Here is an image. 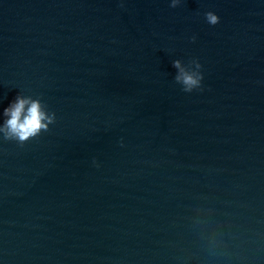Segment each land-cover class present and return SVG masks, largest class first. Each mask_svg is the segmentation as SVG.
<instances>
[{
    "label": "water",
    "instance_id": "95a60500",
    "mask_svg": "<svg viewBox=\"0 0 264 264\" xmlns=\"http://www.w3.org/2000/svg\"><path fill=\"white\" fill-rule=\"evenodd\" d=\"M0 264H264V0H0Z\"/></svg>",
    "mask_w": 264,
    "mask_h": 264
},
{
    "label": "clouds",
    "instance_id": "9594fccd",
    "mask_svg": "<svg viewBox=\"0 0 264 264\" xmlns=\"http://www.w3.org/2000/svg\"><path fill=\"white\" fill-rule=\"evenodd\" d=\"M209 19L214 22L216 17L209 14ZM174 64L179 66L178 62H174ZM183 79L188 84L196 83V80L187 74L183 76ZM26 104L29 105L27 109L24 107ZM4 112L9 117L5 121V125L21 139L27 138L30 134H34L39 127L44 126L42 124L44 113L40 110L37 101L29 102L27 99L17 97L15 102H10V106L5 107Z\"/></svg>",
    "mask_w": 264,
    "mask_h": 264
}]
</instances>
